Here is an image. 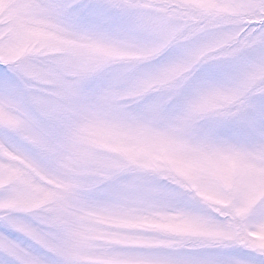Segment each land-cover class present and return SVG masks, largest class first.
I'll return each mask as SVG.
<instances>
[{"label":"snow or ice","instance_id":"1","mask_svg":"<svg viewBox=\"0 0 264 264\" xmlns=\"http://www.w3.org/2000/svg\"><path fill=\"white\" fill-rule=\"evenodd\" d=\"M0 264H264V0H0Z\"/></svg>","mask_w":264,"mask_h":264}]
</instances>
